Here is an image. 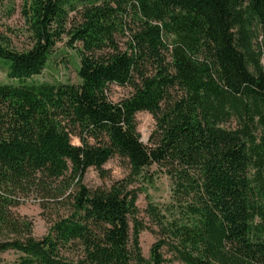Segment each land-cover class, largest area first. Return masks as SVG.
Instances as JSON below:
<instances>
[{
    "label": "trees",
    "instance_id": "obj_1",
    "mask_svg": "<svg viewBox=\"0 0 264 264\" xmlns=\"http://www.w3.org/2000/svg\"><path fill=\"white\" fill-rule=\"evenodd\" d=\"M23 1L31 46L0 31V264H86L88 248L122 264H264V0ZM64 37L80 82L33 80ZM111 84L132 92L113 101ZM115 155L129 177L89 188ZM152 164L171 201L143 217L131 186ZM34 195L68 206L41 237L18 211Z\"/></svg>",
    "mask_w": 264,
    "mask_h": 264
},
{
    "label": "rangeland",
    "instance_id": "obj_2",
    "mask_svg": "<svg viewBox=\"0 0 264 264\" xmlns=\"http://www.w3.org/2000/svg\"><path fill=\"white\" fill-rule=\"evenodd\" d=\"M23 4V0H0V31L5 33L11 39L12 45L19 50L29 48L32 43L22 15ZM67 41L68 38L64 37L62 41L56 44L48 64L40 74L32 78L33 80L48 83L78 84L80 82L78 76L79 48L67 46ZM8 82L12 81L8 79L5 69L0 66V83ZM131 92L132 88L129 86L122 87L111 84L109 95L113 101H119ZM136 120L141 139L148 143L152 131L155 129L153 116L149 112L140 111L136 114ZM72 140L75 144L80 143L76 137H73ZM130 172L127 159L115 155L103 165V171L90 168L85 175L84 183L89 188L108 187L117 180L128 178ZM131 188L138 191L137 206L140 209V215L143 217H146L144 210L149 201L160 207L171 201V179L157 164L146 167L138 177L134 178ZM40 200V197L31 196L18 208L21 214L34 221V235L36 237L46 234L51 222L58 216L65 214L68 207L51 205L44 208ZM155 240V235L150 231L144 230L140 233V246L145 257L150 256V248ZM83 254V257L86 258V264H122L123 261L116 249L88 248ZM165 257L172 258L168 252H165ZM1 259L12 261L15 259V254H4ZM168 264L183 263L173 260Z\"/></svg>",
    "mask_w": 264,
    "mask_h": 264
}]
</instances>
